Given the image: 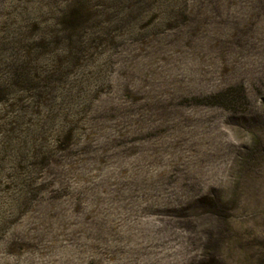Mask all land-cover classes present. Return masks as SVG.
Segmentation results:
<instances>
[{
	"label": "rangeland",
	"instance_id": "rangeland-1",
	"mask_svg": "<svg viewBox=\"0 0 264 264\" xmlns=\"http://www.w3.org/2000/svg\"><path fill=\"white\" fill-rule=\"evenodd\" d=\"M264 264V0H0V264Z\"/></svg>",
	"mask_w": 264,
	"mask_h": 264
},
{
	"label": "trees",
	"instance_id": "trees-1",
	"mask_svg": "<svg viewBox=\"0 0 264 264\" xmlns=\"http://www.w3.org/2000/svg\"><path fill=\"white\" fill-rule=\"evenodd\" d=\"M198 264H215V263L212 260H207L206 262H202Z\"/></svg>",
	"mask_w": 264,
	"mask_h": 264
}]
</instances>
